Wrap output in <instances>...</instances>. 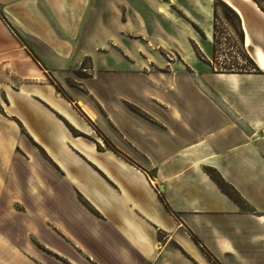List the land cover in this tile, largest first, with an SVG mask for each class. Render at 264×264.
Listing matches in <instances>:
<instances>
[{"label":"crops","instance_id":"1","mask_svg":"<svg viewBox=\"0 0 264 264\" xmlns=\"http://www.w3.org/2000/svg\"><path fill=\"white\" fill-rule=\"evenodd\" d=\"M93 1L0 0V264H264V102L253 101L264 69L176 53L167 61L201 81L202 103L184 117L157 97L153 113L130 86L100 81L111 69ZM226 1L264 17L254 0ZM178 2L192 12L185 28H203L195 11L211 0ZM152 7V28L160 16L179 44L178 16ZM255 59L264 68V49ZM85 60L83 85L71 84Z\"/></svg>","mask_w":264,"mask_h":264},{"label":"rangeland","instance_id":"2","mask_svg":"<svg viewBox=\"0 0 264 264\" xmlns=\"http://www.w3.org/2000/svg\"><path fill=\"white\" fill-rule=\"evenodd\" d=\"M178 1L94 0L93 15L96 14L100 26L95 31L98 52L108 55L111 69L109 73L101 70L100 81L103 80L106 83L108 80L109 84L116 86L121 84L130 86L132 90H136L132 94L135 99L145 102L153 113L156 111L160 113L158 110L160 105L155 100L159 97L160 101L162 99L178 107L182 115L188 117L196 102H201L195 91L202 87V83L198 82L199 80L189 71L179 69L177 65L179 63H175L174 66L170 62L171 57L176 53L193 52L194 49L218 70L228 69L237 73L262 72L264 68L257 64L255 50L258 47L264 49V17L254 11L252 3L247 1L243 2H246L245 4L250 8L249 14L247 16L241 12V16L226 0H211L210 10L195 11L198 17H201L199 24L203 28H185L191 27L192 12L179 7ZM155 2L161 4L163 14L169 15L172 11L175 16H178L183 27L176 28L181 38L179 44L173 43L170 33L172 28H160V16L159 20L155 21L156 28H152L151 21L157 16H153L154 13L151 15L150 10L154 9L152 6H155ZM259 2L264 7V0ZM207 3L208 0H205V5ZM231 8L240 16L241 22ZM0 12L4 15L1 3ZM135 12L142 15L147 28L137 27L138 19L133 18ZM243 17L248 28H243ZM126 20H130L128 28L123 27ZM104 25L107 28H102ZM15 31L19 34L16 29ZM246 33L252 40L249 45L245 43ZM191 34L194 39H187ZM167 59L170 61L168 62ZM90 65V60H85L83 65L75 70L73 77L66 79L71 84L83 85L84 76L86 77V73L90 70L84 72L82 69L92 67ZM199 66L198 64L193 68L198 69ZM75 80L78 81L75 82ZM249 84L251 83L246 80L242 82L243 87ZM253 101L264 102V93L255 97ZM97 134L99 135L98 131H96ZM196 242L199 244V240Z\"/></svg>","mask_w":264,"mask_h":264},{"label":"trees","instance_id":"3","mask_svg":"<svg viewBox=\"0 0 264 264\" xmlns=\"http://www.w3.org/2000/svg\"><path fill=\"white\" fill-rule=\"evenodd\" d=\"M258 5L261 7V9L264 11V7L260 4L259 0H255ZM225 3V2H224ZM227 7H230L228 6L227 4H225ZM232 9V8H231ZM232 11L235 13V15L237 16V18L239 19V21L241 22V18L240 16L237 14V12H235V10L232 9ZM0 17L1 19H3L4 21H6L9 25V21L7 20V18L3 15L2 12H0ZM214 70H215V67H213ZM258 68V67H257ZM217 71H220V72H234L232 70H228V69H223V70H218L216 69ZM234 73H237V72H234ZM209 174L214 178V180L219 184V186L225 191L227 192L232 198L236 199L237 201L240 200V196L238 195V193L236 192V190L230 186L228 183H226V181L222 178V176L220 174H218L217 172H215L214 170L212 169H209L208 170ZM196 241H198V239H196Z\"/></svg>","mask_w":264,"mask_h":264}]
</instances>
